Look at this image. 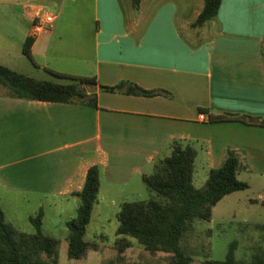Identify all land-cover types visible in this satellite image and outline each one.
<instances>
[{
    "label": "crops",
    "instance_id": "obj_1",
    "mask_svg": "<svg viewBox=\"0 0 264 264\" xmlns=\"http://www.w3.org/2000/svg\"><path fill=\"white\" fill-rule=\"evenodd\" d=\"M204 6L205 0H142L136 11L132 0H0L4 37L21 51L37 13L54 12L57 22L64 9L89 10L97 24L91 34L82 20L61 27L55 22L35 40L32 54L80 63L38 65L52 78L54 72L99 84L87 88L97 93L98 108L0 96V189L76 203L97 165L102 175L95 209L112 207L117 216L135 192L131 185L145 183L157 161L171 155L172 143L182 142L197 153L196 187H204L234 151L243 165L239 180L257 194L249 201L264 207V126L211 122L201 111L264 118V0H223L216 19L191 28ZM11 56L8 48L0 51L1 59ZM122 81L172 97L99 88Z\"/></svg>",
    "mask_w": 264,
    "mask_h": 264
},
{
    "label": "trees",
    "instance_id": "obj_2",
    "mask_svg": "<svg viewBox=\"0 0 264 264\" xmlns=\"http://www.w3.org/2000/svg\"><path fill=\"white\" fill-rule=\"evenodd\" d=\"M136 11L142 0H132ZM223 0H205V6L191 28L200 29L218 17ZM34 39H28L23 53L34 60L32 46ZM53 75L69 83L39 80L0 64V96L51 103L80 104L98 108V95L88 91V87L98 86L96 78L71 77L52 72ZM104 92L125 95L172 97L165 90H145L139 85L122 81L116 86H103ZM210 116L211 122L238 121L264 126V118L245 114L211 112L202 108ZM170 156L157 161L155 172L144 177L147 187L157 194V198L146 201L125 202L117 214L119 251L130 246L126 236L135 238L146 250L153 254L166 253L172 256V264H192L193 258L182 246L185 235L194 228L196 220L210 221L214 207L226 196L249 189L240 181L238 173L243 168L238 154L229 151L223 165L210 172L206 185L198 188L193 177L196 150L182 142H173ZM102 169H89L83 190L77 194L79 201L77 217L67 223L70 234L67 238L68 255L71 259L84 258L88 251L97 249L96 243L86 240L87 229L96 206L99 204ZM257 202V201H253ZM264 205V201L262 202ZM43 210L36 218H31L36 228L34 234L16 231L0 210V264H59L60 241L43 233ZM256 227L263 226L257 225ZM264 241V237H263ZM233 243L224 260L208 259L205 264H264V249L255 253L249 261L236 260Z\"/></svg>",
    "mask_w": 264,
    "mask_h": 264
},
{
    "label": "rangeland",
    "instance_id": "obj_3",
    "mask_svg": "<svg viewBox=\"0 0 264 264\" xmlns=\"http://www.w3.org/2000/svg\"><path fill=\"white\" fill-rule=\"evenodd\" d=\"M71 18L72 23L77 20H82L79 23L84 22L86 34H91L97 25L89 10L72 11L68 8L61 12L55 27L69 26ZM0 19H5V23L7 22L6 16H0ZM2 27L1 22L0 51L8 48L13 56L0 58V61H5L7 65H10L9 68L36 79L69 83L67 80L52 78L39 70L38 65H47L51 61V65L54 66L73 67V65L80 64L79 62L62 61V63L59 60L54 62L50 57L42 56H35L34 60H31L23 51L5 39V31ZM85 45H89L88 40H85ZM194 184L199 185L197 178ZM132 190L135 192L132 196L128 195L130 196L128 202L157 198V194L151 191L145 183L139 185L133 183L129 191ZM253 197H257L254 189L226 196L214 207L211 221L196 220L194 228L185 235L182 241V246L193 258L192 264H205L208 259L224 260L233 243L237 244L234 256L238 261H249L255 253L264 249V228H256V225L264 226V207L252 204L249 199ZM78 207L79 201L74 203L46 197H17L0 189V210L5 212L7 221L20 233L34 234L36 228L31 218H36L43 210V233L60 241L59 264H172L170 254H153L135 238L129 236L126 237L130 246L124 252H120L117 244L119 221L112 207L105 208L104 212L95 209L88 226L86 240L96 243L98 248L88 251L84 258H69L67 237L70 230L67 223L77 217Z\"/></svg>",
    "mask_w": 264,
    "mask_h": 264
},
{
    "label": "built area",
    "instance_id": "obj_4",
    "mask_svg": "<svg viewBox=\"0 0 264 264\" xmlns=\"http://www.w3.org/2000/svg\"><path fill=\"white\" fill-rule=\"evenodd\" d=\"M57 18V14L54 12L43 10L41 13H37L32 22L30 38L36 40L47 35L52 30Z\"/></svg>",
    "mask_w": 264,
    "mask_h": 264
},
{
    "label": "water",
    "instance_id": "obj_5",
    "mask_svg": "<svg viewBox=\"0 0 264 264\" xmlns=\"http://www.w3.org/2000/svg\"><path fill=\"white\" fill-rule=\"evenodd\" d=\"M90 88V87H89Z\"/></svg>",
    "mask_w": 264,
    "mask_h": 264
}]
</instances>
